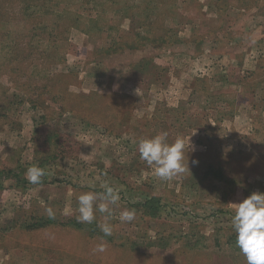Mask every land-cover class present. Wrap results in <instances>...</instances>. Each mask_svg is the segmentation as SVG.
<instances>
[{
	"label": "rangeland",
	"instance_id": "obj_1",
	"mask_svg": "<svg viewBox=\"0 0 264 264\" xmlns=\"http://www.w3.org/2000/svg\"><path fill=\"white\" fill-rule=\"evenodd\" d=\"M161 131L196 146L167 182L136 148ZM104 182L122 187L108 237L106 214L77 221ZM253 192L264 0H0V264H246L232 203Z\"/></svg>",
	"mask_w": 264,
	"mask_h": 264
},
{
	"label": "clouds",
	"instance_id": "obj_2",
	"mask_svg": "<svg viewBox=\"0 0 264 264\" xmlns=\"http://www.w3.org/2000/svg\"><path fill=\"white\" fill-rule=\"evenodd\" d=\"M191 137V136H190ZM187 142L182 136H177L169 142V133L161 131L150 137H143L136 141V148L141 161L152 168L154 175L161 181H170L190 173L188 153L195 152L196 146ZM198 163L192 160V164ZM45 170L33 165L26 170V178L32 184H39ZM102 192L89 191L78 197L77 221L91 224L95 219V212L106 214L103 223L99 224L104 237L113 234V224L110 222L112 210L110 206L118 205L122 187H114L104 182ZM101 201L97 204V201ZM234 215L231 225L236 235V246L245 257L246 264H264V193L253 192L238 203H232ZM49 218H54L51 208L46 209ZM135 210L124 209L119 219L121 222H132L135 219ZM106 242L101 238V243L96 245V252H105Z\"/></svg>",
	"mask_w": 264,
	"mask_h": 264
},
{
	"label": "trees",
	"instance_id": "obj_3",
	"mask_svg": "<svg viewBox=\"0 0 264 264\" xmlns=\"http://www.w3.org/2000/svg\"><path fill=\"white\" fill-rule=\"evenodd\" d=\"M49 221H47V223H48ZM47 223H45V224H47ZM78 225V224H77Z\"/></svg>",
	"mask_w": 264,
	"mask_h": 264
}]
</instances>
